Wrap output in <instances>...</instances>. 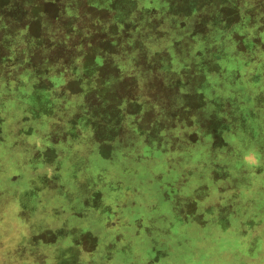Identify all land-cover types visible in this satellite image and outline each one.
I'll return each instance as SVG.
<instances>
[{
    "label": "rangeland",
    "instance_id": "374dc122",
    "mask_svg": "<svg viewBox=\"0 0 264 264\" xmlns=\"http://www.w3.org/2000/svg\"><path fill=\"white\" fill-rule=\"evenodd\" d=\"M157 1L30 0L31 22L40 23L31 28V53L45 50L47 57L78 64L75 76L90 95L78 109L72 98L65 112L68 121L77 116L78 141L75 149L68 144L57 150L67 154L61 178L52 183L57 190L44 195L9 188L11 199L0 196L5 202L0 264H98L99 254H109L105 263L117 264L122 249L138 256L126 264H150L151 255L167 253L177 263L190 256L195 258L190 264H214L210 258L220 250L206 237L221 233H202L184 214L212 215L218 190L228 191L229 182L235 186L232 196L239 194V208L254 209L255 196L263 201L264 161L248 153L246 142L248 126H264V37L220 31L215 25L223 12L215 0H191L186 15L175 14L167 31L164 15L152 19L153 8L166 7ZM173 9L186 11L180 4ZM144 13L147 21L138 34L124 31L121 18ZM89 58L98 62L99 87L85 78L93 64ZM2 137L12 142L9 133ZM147 137L157 147V162L140 164L133 152ZM257 141L264 147L262 137ZM86 143L92 150L84 149ZM0 155L6 172L3 160L11 156L8 150ZM219 181L228 183L218 186ZM6 184L0 174V186ZM19 185L28 190L25 181ZM208 190L214 192L204 200L200 196ZM256 211L262 214L264 205ZM23 217L31 228L16 223ZM8 226L17 242L35 232L25 246H13L14 261L5 246ZM183 238L189 243L177 244ZM90 254L93 263L86 260Z\"/></svg>",
    "mask_w": 264,
    "mask_h": 264
},
{
    "label": "crops",
    "instance_id": "0c3cea01",
    "mask_svg": "<svg viewBox=\"0 0 264 264\" xmlns=\"http://www.w3.org/2000/svg\"><path fill=\"white\" fill-rule=\"evenodd\" d=\"M215 2L220 8V12H223V17L219 19L217 26L215 25L220 31L227 30L229 35L238 37H264V0H215ZM176 4H180L186 11L181 14L175 13L173 8ZM190 4L191 0H159L155 5H165L166 7L164 9L155 7V10L153 8L152 11L155 14L152 19L157 18L160 14L164 15L166 30H172L174 15L178 14L182 19L189 11ZM34 15L39 16V14ZM121 20L124 21V31H133L134 33L130 34L133 35L138 34L142 22L144 21V25L147 18L144 13L139 18H131L129 15L124 16ZM37 21L31 22L30 0H0V151L8 150V156H11L8 158L9 161L3 160L8 166L6 172H3L4 165L0 160V174L7 180L6 189L0 186V196L5 194L10 199L12 196L9 195V188H17L22 192L31 189L33 192H43L44 195H52L50 191L57 190L52 183L54 184L55 180L61 178L59 174L63 171L62 165L67 156L65 152L59 151L58 153L57 150L62 146L68 148V144L72 149H75V140L78 141L77 116L68 121L66 119L68 115L65 112L71 110L72 98H75V102L78 103L76 104L78 109L83 105V101L89 99L90 95V90L81 86L80 78L75 76L78 64H72V60L69 64L63 63L61 56L47 57L45 50L31 53V28L37 29L40 26L39 19ZM160 26L161 24L154 25L155 28H160ZM149 35L152 33L150 32ZM89 59L93 62L87 63L93 64H88V73L85 78L91 82L92 88L99 87L101 76L97 68L98 62L92 58ZM15 110L20 112L17 114ZM251 127H247L249 140L246 142V148L249 149L248 153L252 157L263 159V162L264 147H261L257 139L261 137L264 139V126L261 128ZM4 133H9L12 142H4L2 137ZM119 147L126 149L124 143H119ZM89 148L92 150L93 146H88L86 143L84 149ZM135 148L134 159H137L138 163L157 162V147L154 146L150 137H147L144 144ZM255 149L260 151H255ZM16 156L19 157L16 158ZM0 158L2 159L1 155ZM26 159H28L27 162H25ZM124 159L129 158L124 156ZM30 161L34 163H30ZM120 162L121 165H126L125 161L120 160ZM31 164L37 167L32 170L33 173L25 174V170L31 172ZM24 181L28 190L20 188L19 183ZM221 181L216 185L221 186L228 183ZM233 183L229 182L228 191L216 188L215 191L219 192L215 200L219 198V201L215 202L212 215L207 214L209 215V217L206 216L207 218L202 215L203 213L191 216L194 211L189 210L184 214L183 219L207 235L212 230H218L221 233V237L219 234L215 237L212 235L206 237L208 244L213 245V248L218 247L220 250V253H215L210 258L215 262L214 264H264V211L262 214L256 211L264 205V199L261 202L258 196H255L252 201L255 207L252 210L239 208V194L232 196L235 187ZM210 192L214 191L208 190L200 197L205 200L212 196ZM0 199L2 200V198ZM191 203L195 204L194 201ZM227 204L230 207H227ZM3 205L5 202L0 201V213L5 211ZM222 205H224L223 208ZM26 209L30 213V207ZM194 217L196 220H193ZM22 221L27 225L23 222L21 224L16 221V223L31 228L32 223L27 218L23 217ZM9 226L4 231L5 246H10V259L14 261L13 246H25V243H29L31 235L34 236L35 232L28 235L26 242L24 240L17 242L14 232ZM219 239H221L220 242ZM189 241L190 239L183 238L177 244L185 245ZM233 241L235 245H233ZM227 242L230 246L227 245ZM2 243L3 241L0 240V244ZM137 257V255L132 257L126 254L122 249V253L116 255L117 264H126L129 260L134 261ZM187 257L183 258L181 263L174 261L173 253H167L164 258H160L159 255H151L147 260L152 261L150 264H190L195 262L194 257ZM93 259V254L86 257V260L91 263H93ZM94 260L98 264H108L105 262L110 261V256L109 254H99ZM198 263H200L199 260Z\"/></svg>",
    "mask_w": 264,
    "mask_h": 264
}]
</instances>
